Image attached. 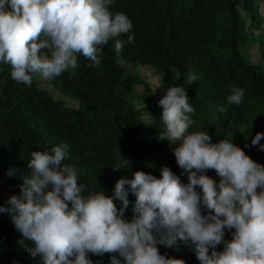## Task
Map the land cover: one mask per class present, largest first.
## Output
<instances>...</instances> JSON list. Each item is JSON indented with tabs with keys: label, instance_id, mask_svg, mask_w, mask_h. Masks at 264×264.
<instances>
[{
	"label": "clouds",
	"instance_id": "obj_1",
	"mask_svg": "<svg viewBox=\"0 0 264 264\" xmlns=\"http://www.w3.org/2000/svg\"><path fill=\"white\" fill-rule=\"evenodd\" d=\"M112 3L0 0V63L11 66L13 80L30 86L35 77L48 80L75 70L78 54L99 65L98 54L110 40L120 54L124 42L116 38L131 33L133 24L126 14L110 11ZM134 40L135 34H129L128 42ZM173 72L179 80L181 73ZM196 79L190 75L187 82ZM243 98L244 90L233 88L227 101L239 105ZM159 106L158 139L176 145L173 154L187 182L163 166L159 178L144 171L132 173L131 179L125 175L110 196L101 188L85 194L78 170L62 163L67 144L33 151L28 174L15 167L6 172L23 183L18 195L0 205V213H8L32 243V257L41 264H94L89 254L107 253L110 264H185L159 249L183 242L194 246L199 264H264V165L232 139L213 143L208 131L189 132L195 109L185 87H168ZM261 139L264 132L252 138L251 146L264 151ZM112 167L121 170L122 165ZM208 170H215L218 179ZM221 244L223 250L217 251Z\"/></svg>",
	"mask_w": 264,
	"mask_h": 264
},
{
	"label": "trees",
	"instance_id": "obj_2",
	"mask_svg": "<svg viewBox=\"0 0 264 264\" xmlns=\"http://www.w3.org/2000/svg\"><path fill=\"white\" fill-rule=\"evenodd\" d=\"M262 1L113 0L110 11L126 14L133 24L131 33L116 38L124 42L120 54L110 40L98 54L99 65L78 54L75 70L48 80L35 77L30 86L13 80L11 66L0 63V205L18 195L23 183L6 172L15 167L30 173L33 151H50L60 144L68 145L62 163L78 170L85 194L103 189L110 196L119 179L125 175L131 179L136 171L159 178V169L168 166L180 176L173 154L176 145L159 140L160 131L144 119L150 113L160 121L163 97L153 95L140 67L153 69L157 76L166 74L159 80L163 96L168 87L186 88L195 109L189 132L208 131L213 143L232 139L264 165V151L251 146L252 138L264 132ZM132 33L135 40L129 43ZM256 51L258 63L253 61ZM173 69L181 73L179 80ZM190 75H196L195 82H187ZM233 88L244 90L239 105L227 101ZM116 165H122L121 170H114ZM207 175L218 179L215 170ZM180 178L187 182L186 176ZM131 216L130 203L126 217ZM231 238L226 231L225 240ZM31 247L11 216L0 213V264H41L30 255ZM159 249L185 264H199L194 246L179 242L178 247ZM222 250V244L217 246ZM89 258L94 264H110L107 253Z\"/></svg>",
	"mask_w": 264,
	"mask_h": 264
},
{
	"label": "rangeland",
	"instance_id": "obj_3",
	"mask_svg": "<svg viewBox=\"0 0 264 264\" xmlns=\"http://www.w3.org/2000/svg\"><path fill=\"white\" fill-rule=\"evenodd\" d=\"M260 13L262 15V17H264V0L260 3ZM264 27V25H263ZM258 34V33H257ZM253 61L254 63H258L259 62V53L258 51H256V53L253 56ZM139 73L140 75L143 76V78L145 79L146 83H148L151 87V89L153 90V95L156 97H163V90H162V85L161 83H159V79L158 76L156 74V72L153 69L147 68V67H140L139 68ZM138 92L141 93L142 92V88L138 87ZM138 103H139V99ZM144 119L148 121V123H152L156 128L160 129V122L156 119L153 118V120H151L148 116V118H146V115H144Z\"/></svg>",
	"mask_w": 264,
	"mask_h": 264
}]
</instances>
